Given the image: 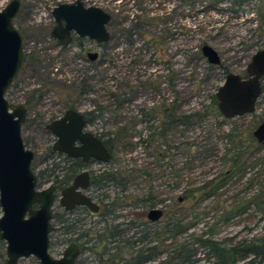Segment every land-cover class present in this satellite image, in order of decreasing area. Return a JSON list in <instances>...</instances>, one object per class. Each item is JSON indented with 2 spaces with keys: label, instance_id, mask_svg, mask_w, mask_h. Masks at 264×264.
<instances>
[{
  "label": "rangeland",
  "instance_id": "374dc122",
  "mask_svg": "<svg viewBox=\"0 0 264 264\" xmlns=\"http://www.w3.org/2000/svg\"><path fill=\"white\" fill-rule=\"evenodd\" d=\"M19 1L12 24L22 38L24 51L30 57L34 56L38 63H34L32 69L29 65L23 66L14 77L5 98L10 103L22 104L31 90H43L42 98L28 106V118L20 131L24 145L33 152L31 169L36 176H40V187L51 182L49 171L51 163L56 162V157L49 155L47 150L52 140L43 129L46 118L62 107L59 100H68L69 86L73 82L79 85L85 72L90 77L88 83L92 90L86 95L88 103L84 102V105L92 108L99 103L105 107V123H98L95 129L102 126L114 139L117 132L123 135L111 144L114 150L110 168L126 175L128 183L124 190L120 191L117 186L108 191L110 196L116 190L117 196L121 194L123 197V206L116 210L123 215L117 218L118 222L136 218L135 209L125 205V202L150 190L163 200L155 206L161 208L163 215L165 209L175 208L184 189L201 185L225 168L222 154L228 142L224 133L232 129L238 145L248 146L251 144L248 133L251 135L255 126L264 121V78L262 91L250 114L223 118L217 115L215 103L211 104L225 74L232 72L243 77L251 54L264 49V0L240 5L225 1L214 3L212 0H81L110 15L106 25L110 37L103 53L104 63L95 67L88 65L85 72L78 70L82 62L80 60L77 65L71 50L54 56L56 49L52 40L43 33L41 25L48 22L52 4L73 0ZM7 2L0 0V9ZM202 44L217 52L218 65L206 62L199 50ZM123 99L125 102L119 106ZM162 106H172L176 114L198 112L202 116L167 130L163 143L160 141L161 144H158L159 141L147 137V126L152 123L142 120V116L153 114ZM205 108L206 112L202 113ZM34 117L38 119L34 120ZM251 149L244 156L246 164L264 155V143L256 151ZM248 179L252 181L248 183ZM261 185L264 191V173L256 164L247 166L241 177L231 179L216 195L203 199L193 209L192 203L186 200L180 212L184 215L182 224L186 230L177 237L178 240L188 239L190 234L197 236L202 231L209 235L212 226L217 231L212 234L216 240L230 237L236 241L263 234V197L259 210L250 205L240 217L227 222L218 218L233 198H247ZM52 208L54 213L75 222L56 203ZM98 217V214L89 215L86 222L77 223L75 233L64 235L58 228L60 224L53 220L49 254L58 257L64 246L74 241L76 232L89 228ZM63 239L67 241L64 243ZM87 254L91 255L80 251L78 257L83 258ZM195 257V264L211 262L200 248H197ZM156 263L152 261L148 264ZM16 264L38 263L29 256L19 259Z\"/></svg>",
  "mask_w": 264,
  "mask_h": 264
},
{
  "label": "water",
  "instance_id": "95a60500",
  "mask_svg": "<svg viewBox=\"0 0 264 264\" xmlns=\"http://www.w3.org/2000/svg\"><path fill=\"white\" fill-rule=\"evenodd\" d=\"M19 5V0H8L0 9V240L4 244L3 264H16L29 256L38 264H74L80 253L74 242L64 246L58 257L48 252L55 188L52 184L40 187L37 183L31 169L33 152L24 145L20 134L26 109L23 104H13L5 98L25 56L22 38L12 24ZM51 16L57 24L54 29L63 38L62 43L68 41L70 30L96 42L109 39L106 25L110 15L97 6H83L81 0L58 3L52 8ZM199 50L208 64L220 63L217 52L209 45L202 44ZM244 71L243 77L226 73L214 92L216 109L223 118L254 111L264 78V49L251 54ZM83 124L81 114L74 110H67L61 118L48 122L45 126L55 136L52 149L68 157L105 161L107 150L98 138L82 131ZM251 135L257 144L264 143V121L255 126ZM86 185L87 173L81 172L60 191L58 204L65 210L81 205L95 212L97 205L79 191ZM161 214V208L153 207L147 210L146 218L155 221Z\"/></svg>",
  "mask_w": 264,
  "mask_h": 264
},
{
  "label": "trees",
  "instance_id": "16d2710c",
  "mask_svg": "<svg viewBox=\"0 0 264 264\" xmlns=\"http://www.w3.org/2000/svg\"><path fill=\"white\" fill-rule=\"evenodd\" d=\"M221 1L229 2L232 5H240L243 2L252 0H212L214 3ZM262 20L264 23V17ZM214 99L211 101L213 105L214 103L216 104ZM205 112L206 108L202 113ZM216 113L218 116L220 115L218 111H216ZM153 114L152 121H150L152 124L147 126V137L157 142L159 141L158 144L163 143V138L167 130L172 129L177 124L186 125L191 118L199 119L202 116V114L198 112L186 115L176 114L172 106H162V108H158V110L154 111ZM115 135V139L112 138L111 135L106 138V143L108 145L112 144L114 140L116 141L117 138L123 137L120 132H117ZM223 136L227 139L228 147L225 148L222 154V158L225 160L226 164L222 171L216 176L207 179L199 186L184 189L182 191L181 201L176 204L175 208L169 210L165 209L164 218L162 216L158 221L149 222L139 215L140 218H130L129 220H123L121 222L117 221V225L111 222H105L104 226L90 225L89 228L76 232L77 234L73 240L79 245L81 253L86 251L91 255L87 254L83 258L77 257L74 264H148L152 261H157L156 264H195L197 261L195 257L197 248L204 251L206 257L211 261L210 264H263L264 233L260 235L254 234L248 238L243 237L236 241H232L230 237L216 240L212 238V234L217 233V231L216 228L212 226L209 229V235H206L207 232L202 231L197 236L190 234V240L189 238L183 240H178L177 238L186 230V226L182 224V216L184 215L180 213L182 204L186 200L192 203L191 207L193 209L203 199L216 195L217 192L221 191L227 183L231 181V179L241 177L247 166L253 167L258 164L260 166V171L264 173V155L253 158L248 164L243 161L244 156L249 153L248 149L252 148L253 151H256L260 148V145L251 137L252 135L248 133V139L249 142H251L248 146L238 145L236 135L233 133L232 129L224 133ZM49 149L48 147V152ZM54 164V162L51 163L52 168L49 174L52 173ZM123 175L124 174L117 172L116 177L113 173H110V175L105 178L117 181V186L120 187L121 191L125 189L128 183L127 176ZM36 177L37 183L39 184L40 176L38 177L37 175ZM105 178L93 177V185L97 186ZM251 181L252 179H248V183ZM121 196V194L117 196V208L122 207L124 204L122 200L123 197L121 198ZM132 197L133 196H130V198ZM262 197L264 198L262 185L256 192L252 193L247 198L242 199L236 196L226 208L224 207L222 209L221 213L218 214V218H221L222 222H227L232 220V218L240 217L246 212L250 205L259 210L263 203L261 200ZM133 198L134 200L125 202V205L131 206L137 212H144L163 202V200L157 198V195L153 194L151 190L144 195ZM100 203L101 207H103L101 216L106 215L111 217V210L109 208L111 202L110 204L104 202ZM164 206L168 207L167 204H164ZM122 216L123 215L118 213L117 218ZM53 220L56 224H60L58 228L63 235L69 232L73 233L77 229V227L72 225L70 220L62 217L61 214L55 213ZM51 233L49 234V238ZM80 239L82 240L80 241ZM63 240L64 243L67 241L66 239ZM3 247L4 244L0 240V264H3L4 261Z\"/></svg>",
  "mask_w": 264,
  "mask_h": 264
},
{
  "label": "flooded vegetation",
  "instance_id": "af4514ba",
  "mask_svg": "<svg viewBox=\"0 0 264 264\" xmlns=\"http://www.w3.org/2000/svg\"><path fill=\"white\" fill-rule=\"evenodd\" d=\"M70 2L71 1H56L54 4H52L49 7L48 22L46 21L45 23H41V25L44 28L43 33L46 34L52 40L53 46L56 49L54 56L63 55L65 51L68 52L71 50L77 60L76 62L77 65L79 64L80 60L82 62V66H80V69L78 70H82L83 72H85L89 68L87 67L88 65H90V67L91 66L95 67L96 65L100 66L104 63L103 53L105 51L107 41L106 42L105 41L96 42L87 37L78 36L76 33L70 30L68 41L66 43L61 42L63 38L59 35L58 30L54 29V27L57 24L55 23L53 17L51 16V10L58 3H70ZM82 4L83 6H91L89 4L86 5L83 2ZM51 32H53L52 35H51ZM92 53H95V55L92 58H90L89 55ZM24 54H25L24 61H23L22 67L19 70V72L22 70L24 65H29L30 68L32 69L34 67V63L36 62L38 63V61L34 59L35 58L34 56L31 55L32 57L31 58L25 51H24ZM89 78L90 77L85 72V77L80 79L79 85L74 84L73 82L69 86V89H68L69 94H67V96H69L68 100L66 101L59 100L60 104H62V107L57 108V110L54 111L53 115L49 116V118H46L47 121L43 126L44 131L51 135L52 141L49 145V148H50L49 155L56 157V162H54L55 163L54 168L52 169V173H51L52 180L49 183V184H52L55 188L53 205L56 203L57 207L63 213H66L68 215L70 214L69 217H72L74 219L73 221H75V222H72V225L75 227L77 226V223L83 224L84 222H86L85 219L89 215H95V214H98L99 217L97 220L93 221L91 225H97L98 223L99 226H104L105 222L107 223L111 222L112 224L117 225V215H118L116 211L117 210V192L116 190H114L115 194L113 196H110L108 192L109 190H111V188L117 187V181H112V180H108L105 178L108 175H110V173H113L117 177V170L110 168V160H112V156H113L112 153L114 149H113V146H111V144L108 145L106 143V138H108V136H110L111 134L108 130L104 129L102 126H99L98 128L96 127L95 129V125L97 126L98 123H101V122H103V124L105 123L104 121L106 119L104 115L105 107L100 105L99 103H95L94 105L96 106L93 105L92 108H89L88 105H84V102H86L85 100L86 95L90 93V91L92 90V88H90V84L88 83ZM125 93L126 91L124 92V94ZM42 95H43V90L36 89V88L31 90L30 94H26V97L22 101V104L26 109V115H25L24 122L28 118L27 117L28 106L31 105L32 101L37 100V99L40 100L42 98ZM123 102H125L124 99L120 100L118 105L121 106ZM87 103L88 101L85 104ZM67 110H74L77 113L81 114V117L84 122L82 131H87L90 134H92L94 137L100 140V142L103 144V146L108 152V158L105 161L97 160L92 157H89L86 160H82L80 157H68L63 153L52 149V144L55 141V136L46 128L45 125L50 121L61 118ZM153 116L154 115L152 113L144 114L142 116L143 117L142 120L145 119L146 122L152 121ZM35 118L37 117H34V120ZM30 120H33V119H30ZM74 144L76 145V142ZM81 172L87 173V185L84 189H79V191L83 193L84 195L88 196L89 199L97 205V210L95 212H92L86 207L81 206V205H76V206H73L69 210H65L58 204L57 199H58L60 191L63 188L70 185L74 177ZM93 177H98V178L103 177L105 179H103L97 186H95L93 185V181H94ZM177 200L178 202L181 201V197H178ZM100 202H104L107 204H110L111 202V206L109 207L110 210L112 211V212L110 211L111 217H108L106 215L101 216L102 212L100 211L103 209V207H101ZM135 212H136V218L138 217L140 218V216H142L144 220L149 221V222L158 221L163 216V214H161V216L157 220L151 221L146 218V213L144 216V212L142 211H139V212L135 211ZM80 214L82 216L79 217ZM52 220H51V223H52ZM53 229H54V226H53ZM71 242H74V241H71ZM74 243L77 244V242H74ZM77 246L80 249L78 244Z\"/></svg>",
  "mask_w": 264,
  "mask_h": 264
}]
</instances>
